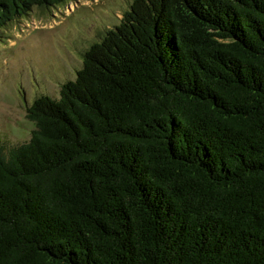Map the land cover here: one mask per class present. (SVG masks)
<instances>
[{
  "label": "trees",
  "instance_id": "1",
  "mask_svg": "<svg viewBox=\"0 0 264 264\" xmlns=\"http://www.w3.org/2000/svg\"><path fill=\"white\" fill-rule=\"evenodd\" d=\"M82 56L0 142V264H264V0H132Z\"/></svg>",
  "mask_w": 264,
  "mask_h": 264
},
{
  "label": "rangeland",
  "instance_id": "2",
  "mask_svg": "<svg viewBox=\"0 0 264 264\" xmlns=\"http://www.w3.org/2000/svg\"><path fill=\"white\" fill-rule=\"evenodd\" d=\"M132 0H70L64 7L35 8L0 32V142L28 141L35 123L27 106L36 96L58 97L75 79L83 52L120 22Z\"/></svg>",
  "mask_w": 264,
  "mask_h": 264
}]
</instances>
